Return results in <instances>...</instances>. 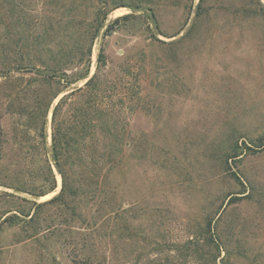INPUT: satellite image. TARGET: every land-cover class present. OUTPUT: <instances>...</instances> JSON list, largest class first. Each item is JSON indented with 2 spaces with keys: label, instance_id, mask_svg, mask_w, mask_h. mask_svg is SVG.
<instances>
[{
  "label": "rangeland",
  "instance_id": "1",
  "mask_svg": "<svg viewBox=\"0 0 264 264\" xmlns=\"http://www.w3.org/2000/svg\"><path fill=\"white\" fill-rule=\"evenodd\" d=\"M14 1L25 16L22 40L38 39L45 22L51 44L85 41L97 11L111 10L93 43L89 76L103 49L106 102L115 105L131 144L119 222L135 236L116 241L114 264H264V149L256 147L264 133V0ZM29 15L40 25L33 27ZM6 30L0 23V56ZM57 182L39 202L59 192ZM208 221L227 252L216 260L213 245L203 243ZM73 226L79 243L96 246L92 261L112 264L108 232L91 240L82 225ZM16 233L0 225V264L77 260L72 245H63L70 238L15 243ZM188 240L200 242L189 247L192 256L183 247Z\"/></svg>",
  "mask_w": 264,
  "mask_h": 264
},
{
  "label": "trees",
  "instance_id": "2",
  "mask_svg": "<svg viewBox=\"0 0 264 264\" xmlns=\"http://www.w3.org/2000/svg\"><path fill=\"white\" fill-rule=\"evenodd\" d=\"M0 6L4 7L0 12H6L0 23L6 24L9 41L0 56V203L4 207L0 225L17 230L15 243L70 238L63 245L71 244L78 254L73 264H96L91 255L96 246L79 243L82 233L74 232V224L82 225L91 240L100 235L106 238L108 232L114 243L110 250L114 264L116 241H131L135 236L128 224L119 222L125 200L121 171L132 159L125 151L131 144L123 137L115 105L106 102L110 82L103 75V49L89 77L93 43L111 10L97 11V25L85 28V41L51 44L47 39L53 32L51 26L42 22L38 39L23 41L18 26L25 16L20 6L14 0H0ZM128 17L115 19L106 33ZM5 18L14 22L6 23ZM30 20L33 27L40 25L34 16ZM257 142L256 147L264 149V133ZM58 175L59 192L39 202L56 191ZM203 229L209 235L203 243L213 245L215 260L226 254L224 242L213 238L211 221ZM199 243L188 240L183 246L186 255L192 256L189 247Z\"/></svg>",
  "mask_w": 264,
  "mask_h": 264
},
{
  "label": "water",
  "instance_id": "3",
  "mask_svg": "<svg viewBox=\"0 0 264 264\" xmlns=\"http://www.w3.org/2000/svg\"><path fill=\"white\" fill-rule=\"evenodd\" d=\"M89 77H91V76H89ZM49 118H50V117H49ZM49 132H50V129H49ZM54 170H55L56 174H58V173H57V170H56V169H54ZM58 176H59V175H58Z\"/></svg>",
  "mask_w": 264,
  "mask_h": 264
},
{
  "label": "bare ground",
  "instance_id": "4",
  "mask_svg": "<svg viewBox=\"0 0 264 264\" xmlns=\"http://www.w3.org/2000/svg\"><path fill=\"white\" fill-rule=\"evenodd\" d=\"M117 12V11H116ZM57 179L60 180V178L57 176ZM59 182V181H58ZM43 199V198H42Z\"/></svg>",
  "mask_w": 264,
  "mask_h": 264
}]
</instances>
